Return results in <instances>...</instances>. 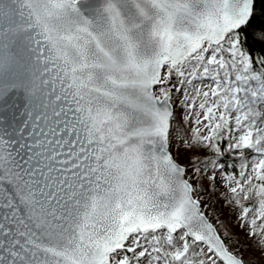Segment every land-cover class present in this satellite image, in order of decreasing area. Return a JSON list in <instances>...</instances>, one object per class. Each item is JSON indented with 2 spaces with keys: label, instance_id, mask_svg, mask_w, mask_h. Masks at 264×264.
<instances>
[{
  "label": "snow or ice",
  "instance_id": "snow-or-ice-1",
  "mask_svg": "<svg viewBox=\"0 0 264 264\" xmlns=\"http://www.w3.org/2000/svg\"><path fill=\"white\" fill-rule=\"evenodd\" d=\"M257 5L0 0V264H264Z\"/></svg>",
  "mask_w": 264,
  "mask_h": 264
},
{
  "label": "trees",
  "instance_id": "trees-1",
  "mask_svg": "<svg viewBox=\"0 0 264 264\" xmlns=\"http://www.w3.org/2000/svg\"><path fill=\"white\" fill-rule=\"evenodd\" d=\"M262 18H264V5H257V16L252 21L251 26L249 28H247L245 31L250 32L253 28L260 27ZM258 47L259 46H253V52H254L255 55H260ZM178 126H179L180 130L178 129ZM187 126L188 125H187V121L186 120H185V123H184L183 126H181V124L178 121L176 123H174V125H173L174 128L177 127V130H179V131L176 130V132H179V133H181L183 135H184V129ZM177 135H180V134L177 133ZM219 159L223 160L224 166H226L229 169V171H231L234 166L238 170V167H239L238 160H237L236 157H233L231 153L225 152L224 156L220 157ZM212 190L215 193L220 192L216 188H213ZM206 195L208 197L210 196L214 200L212 208H213L214 212L218 215L219 220H220L221 224L223 225V227L227 228L229 231L238 232V229L235 227L236 221H235V218H234V216L232 214V212L235 211V209H233L232 211L229 210L228 205L223 202L222 195H216V194H211V193L205 192L202 195V199L205 200V201H206V199H205ZM238 234L241 237L243 236V233H239L238 232ZM234 239H235V237H234Z\"/></svg>",
  "mask_w": 264,
  "mask_h": 264
},
{
  "label": "rangeland",
  "instance_id": "rangeland-1",
  "mask_svg": "<svg viewBox=\"0 0 264 264\" xmlns=\"http://www.w3.org/2000/svg\"><path fill=\"white\" fill-rule=\"evenodd\" d=\"M178 115L182 118L183 116H184V114L183 113H178ZM177 126V125H176ZM181 128V127H180ZM176 130H177V127L175 128ZM178 129H179V126H178ZM180 130V129H179ZM179 130H177V131H179ZM177 133L178 134H180V135H177ZM183 136V137H182ZM184 139V135L183 134H181V133H179V132H176L175 133V140H176V145H175V147H176V149H178V150H182V148L184 147V145H182L181 144V140H183ZM225 152H227V151H225ZM232 154V156L233 157H236L237 158V160H239V158H238V156L236 155V153H231ZM218 191H220V192H223V188H216ZM208 193H211V194H215V192H213V190L212 189H210L209 191H207ZM205 193V192H204ZM223 197V196H222ZM205 199H206V202H208L209 203V205H213V203H214V200L209 196H205ZM243 237V236H242ZM248 243H250V241H248Z\"/></svg>",
  "mask_w": 264,
  "mask_h": 264
}]
</instances>
